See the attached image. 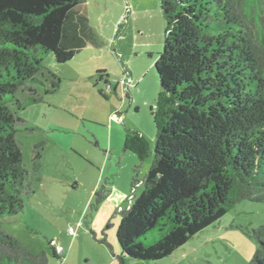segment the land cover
Wrapping results in <instances>:
<instances>
[{"label": "trees", "instance_id": "obj_1", "mask_svg": "<svg viewBox=\"0 0 264 264\" xmlns=\"http://www.w3.org/2000/svg\"><path fill=\"white\" fill-rule=\"evenodd\" d=\"M84 1L0 0V264H49L46 251L33 252L2 223L23 209L29 177L12 106L41 100L34 87L26 100L17 91L46 68L43 54L66 62L102 45ZM161 8L155 155L142 180L135 166L133 188L141 181L144 189L120 210L117 229L123 253L144 260L172 254L243 199L264 202V47L256 41L264 44V0H161ZM51 74L56 89L61 78ZM97 75L109 83L106 69ZM123 148L141 162L149 155L135 128H125ZM107 183L92 208L111 193ZM248 233L258 240L249 264H264V223Z\"/></svg>", "mask_w": 264, "mask_h": 264}, {"label": "rangeland", "instance_id": "obj_2", "mask_svg": "<svg viewBox=\"0 0 264 264\" xmlns=\"http://www.w3.org/2000/svg\"><path fill=\"white\" fill-rule=\"evenodd\" d=\"M81 6L103 43L66 62L43 54L46 68L18 89L26 100L34 87L41 100L25 109L12 106L22 119L16 137L29 177L23 209L4 218L3 227L33 252L46 251L49 264H120V256L123 264H249L258 240L248 230L264 223V202L248 199L164 258L123 253L120 210L144 189L141 181L133 188L135 166L142 180L155 155L152 107L160 89L156 61L164 48L165 18L161 0H85ZM99 69L109 72V83L97 81ZM50 71L61 78L56 89ZM126 127L149 141L143 162L123 148ZM105 180L112 191L94 209ZM58 246L65 248V259L54 255Z\"/></svg>", "mask_w": 264, "mask_h": 264}, {"label": "built area", "instance_id": "obj_3", "mask_svg": "<svg viewBox=\"0 0 264 264\" xmlns=\"http://www.w3.org/2000/svg\"><path fill=\"white\" fill-rule=\"evenodd\" d=\"M132 198H133V194L131 195L130 203L132 201ZM71 229H73V228H71ZM56 251L62 256L63 259H65V256H64V247L63 246H58L56 248Z\"/></svg>", "mask_w": 264, "mask_h": 264}, {"label": "crops", "instance_id": "obj_4", "mask_svg": "<svg viewBox=\"0 0 264 264\" xmlns=\"http://www.w3.org/2000/svg\"><path fill=\"white\" fill-rule=\"evenodd\" d=\"M120 28H121V26H120ZM121 30V29H120ZM65 249V248H64Z\"/></svg>", "mask_w": 264, "mask_h": 264}]
</instances>
